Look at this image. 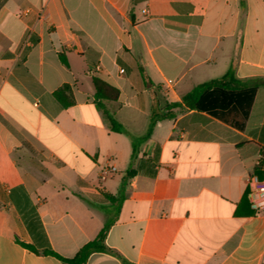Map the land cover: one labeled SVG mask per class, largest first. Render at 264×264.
<instances>
[{"label":"crops","instance_id":"0c3cea01","mask_svg":"<svg viewBox=\"0 0 264 264\" xmlns=\"http://www.w3.org/2000/svg\"><path fill=\"white\" fill-rule=\"evenodd\" d=\"M230 70L264 79V0H0V264H64L21 243L74 258L108 220L114 254L87 264H264V215L243 202L264 181V86L243 128L178 113L132 158L154 91L180 103ZM93 78L119 91L102 103L128 135ZM139 165L118 211L105 194Z\"/></svg>","mask_w":264,"mask_h":264},{"label":"trees","instance_id":"16d2710c","mask_svg":"<svg viewBox=\"0 0 264 264\" xmlns=\"http://www.w3.org/2000/svg\"><path fill=\"white\" fill-rule=\"evenodd\" d=\"M140 70L146 84L150 85L151 81L145 75L144 69L140 67ZM93 85L95 88L96 105L98 108L104 110L110 123L111 131L128 135L126 129L105 109L102 103L106 100H117L119 97V91L99 78H93ZM260 86H264V79L256 80L253 85L246 86L237 80L233 71L230 70L222 78L214 79L196 86L182 97V102L180 103H168L160 97L158 91H154L155 104L150 118L148 131L144 136L139 138L129 135L133 144L132 158H135L136 156L137 145H140L151 138L153 130L159 122L173 120L177 117L178 113L188 111L209 112L226 122H232V119L238 116L241 123H236L235 125L239 128H243V123L247 120L250 114L256 92ZM55 96L64 108H69L74 105L72 89L69 85H65L56 91ZM141 168L142 166L139 165L137 169L128 172L126 178L121 184L117 196L105 194L106 200L112 205L117 206L118 211L121 209L125 201V186L127 179L138 175ZM247 198L248 195L244 197L243 202H247ZM112 225L113 221L108 220L96 238L81 248L74 258L70 259L64 258L50 250L39 252L33 246L24 243H21V245L34 253H42L47 256L55 257L64 264H87L89 258L94 253L114 254L106 245V239Z\"/></svg>","mask_w":264,"mask_h":264},{"label":"built area","instance_id":"2783aa9c","mask_svg":"<svg viewBox=\"0 0 264 264\" xmlns=\"http://www.w3.org/2000/svg\"><path fill=\"white\" fill-rule=\"evenodd\" d=\"M248 193L251 208L256 215H264V181L250 180Z\"/></svg>","mask_w":264,"mask_h":264}]
</instances>
